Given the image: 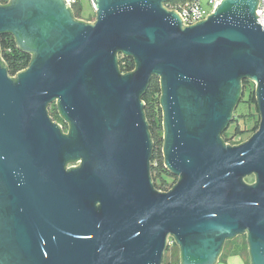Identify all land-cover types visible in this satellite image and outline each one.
<instances>
[{
  "label": "water",
  "instance_id": "water-1",
  "mask_svg": "<svg viewBox=\"0 0 264 264\" xmlns=\"http://www.w3.org/2000/svg\"><path fill=\"white\" fill-rule=\"evenodd\" d=\"M0 3V33L32 58L14 76L0 61V264H215L245 235L264 264V25L258 0H221L183 24L171 0ZM134 70L121 73L118 55ZM159 78L167 191L150 176L140 96ZM254 83L259 126L224 144L241 81ZM56 103L67 132L48 115ZM78 162L69 166L67 163ZM254 175L247 183L244 177Z\"/></svg>",
  "mask_w": 264,
  "mask_h": 264
},
{
  "label": "trees",
  "instance_id": "trees-1",
  "mask_svg": "<svg viewBox=\"0 0 264 264\" xmlns=\"http://www.w3.org/2000/svg\"><path fill=\"white\" fill-rule=\"evenodd\" d=\"M7 2L8 0H0L1 4H5ZM81 2V0H75L72 3L70 9L73 16L85 22L91 21L92 19L89 15H83ZM175 2H177V0H171L167 3L172 4ZM31 58L32 55L30 53L24 52L17 46L14 37L10 33H0V61L6 67L9 75L14 76L18 71L24 69L30 62ZM117 65L121 73L130 72L135 68L133 58L122 54L118 55ZM252 84L253 83L249 79H242L241 86L243 96L241 97V100L246 101L245 103L248 106L254 105V110L248 109L246 113L243 112L240 113L238 117H233L228 127L220 134V137L224 144L230 143L229 141L232 134L239 135L248 130L252 131L253 134L259 126L260 117L257 108L255 93H251L250 91ZM246 92H248V99L243 98ZM160 95L161 88L159 78L155 75H152L145 91L140 96V99L144 104L143 113L147 121L148 131L152 141V152L149 162V170L154 188L158 191H167L178 181L179 177H176L175 175L170 173L164 166V157L162 153L163 112L160 107ZM47 112L53 121L62 125V132H67L68 124L59 115L56 103L50 104L47 107ZM234 112L235 110L232 111V116H234ZM245 117H247V120H245ZM240 124L243 125L241 126ZM229 145H234V143H230ZM72 164L74 163H67L68 166ZM169 180H171V182ZM226 247H229V249H226ZM225 251L229 253L246 255L249 258L246 237L244 235H239L237 237L225 240L222 247L221 256L225 255ZM168 252L170 253L168 254ZM170 256L172 258H170ZM171 259H173V261ZM163 264H179L178 254L177 256L176 254H173L170 247H168L164 252Z\"/></svg>",
  "mask_w": 264,
  "mask_h": 264
},
{
  "label": "built area",
  "instance_id": "built-area-1",
  "mask_svg": "<svg viewBox=\"0 0 264 264\" xmlns=\"http://www.w3.org/2000/svg\"><path fill=\"white\" fill-rule=\"evenodd\" d=\"M66 1L69 7L71 8V5L75 0H66ZM220 2L221 0H177V2L172 4H168L166 2L164 3V6L168 10L173 9L177 11L181 16V18L183 19V24L186 25V24H192L197 20H202L206 18V15L212 12ZM255 14L258 16L256 17L257 22L260 25H264V0H258L255 9ZM57 124L60 125L62 129V125L59 123ZM77 164L78 163H75V165ZM173 244H174V240L171 237H169L168 247H171Z\"/></svg>",
  "mask_w": 264,
  "mask_h": 264
},
{
  "label": "rangeland",
  "instance_id": "rangeland-1",
  "mask_svg": "<svg viewBox=\"0 0 264 264\" xmlns=\"http://www.w3.org/2000/svg\"><path fill=\"white\" fill-rule=\"evenodd\" d=\"M82 2V12H83V15H89L90 17H91V21H93L94 20V16H95V11H94V9H93V7H92V3H91V1L90 0H81ZM251 81V80H250ZM252 82V81H251ZM253 83V82H252ZM254 89H255V86H254V83L252 84V86H251V88H250V91H251V93H253L254 92ZM255 93V92H254ZM244 99H248V92H246V94L244 95V97H243ZM240 101H242V102H240V103H237V105L235 106V108L233 109V110H235V112H234V116L233 117H238V115L240 114V113H246V111L248 110V109H251V110H254V105H250V106H248V105H246L245 103H243V102H246V101H243V100H240ZM245 120H247V117H245ZM241 123H242V120H241ZM241 126L243 125V124H240ZM245 128V127H244ZM252 135V131H244L242 134H239V135H234V134H232L231 135V137H230V143H234V145L235 144H239V143H241V142H243V141H245V140H247L250 136ZM228 142V143H229ZM229 143V144H230ZM73 165V164H72ZM74 165H75V163H74ZM177 177V176H176ZM245 182H247V183H252L253 181H254V175H250V176H248L247 178L245 177ZM170 182H171V180H169ZM167 186H169V185H167ZM171 251L173 252V254H176V256H177V254H178V256H179V250H178V246L174 243L171 247ZM170 252H168V254H169ZM170 258H172L171 256H170ZM244 258L246 259V260H249V258L246 256V255H244ZM172 261H173V259H171ZM173 263V262H172Z\"/></svg>",
  "mask_w": 264,
  "mask_h": 264
},
{
  "label": "crops",
  "instance_id": "crops-1",
  "mask_svg": "<svg viewBox=\"0 0 264 264\" xmlns=\"http://www.w3.org/2000/svg\"><path fill=\"white\" fill-rule=\"evenodd\" d=\"M226 249H229V247H226ZM224 254V256H221V254L218 256L215 264H250L249 260L244 258V255L229 253L227 251Z\"/></svg>",
  "mask_w": 264,
  "mask_h": 264
},
{
  "label": "flooded vegetation",
  "instance_id": "flooded-vegetation-1",
  "mask_svg": "<svg viewBox=\"0 0 264 264\" xmlns=\"http://www.w3.org/2000/svg\"><path fill=\"white\" fill-rule=\"evenodd\" d=\"M244 79H247V78H244ZM241 84H242V81H241ZM241 89H242V86H241ZM242 92V91H241ZM243 96V94L241 93V96H240V100H241V97ZM240 100H239V102L238 103H240ZM243 103H245V102H243ZM246 104V103H245ZM72 163V162H71ZM75 163H78V162H75ZM244 235V234H243ZM237 236H239V235H237ZM237 236H235V237H237ZM245 236V235H244ZM234 238V237H233Z\"/></svg>",
  "mask_w": 264,
  "mask_h": 264
},
{
  "label": "clouds",
  "instance_id": "clouds-1",
  "mask_svg": "<svg viewBox=\"0 0 264 264\" xmlns=\"http://www.w3.org/2000/svg\"><path fill=\"white\" fill-rule=\"evenodd\" d=\"M93 7V6H92ZM77 19V18H76Z\"/></svg>",
  "mask_w": 264,
  "mask_h": 264
}]
</instances>
